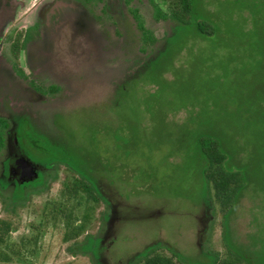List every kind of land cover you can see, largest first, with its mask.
<instances>
[{
  "label": "rangeland",
  "instance_id": "rangeland-1",
  "mask_svg": "<svg viewBox=\"0 0 264 264\" xmlns=\"http://www.w3.org/2000/svg\"><path fill=\"white\" fill-rule=\"evenodd\" d=\"M152 1L144 0L145 5L133 2L130 8L137 9L145 27L151 30L155 39L161 40L169 31L170 22L154 21L153 16L156 14L150 5ZM162 7L165 8L164 5ZM230 19L240 20L241 17L234 14ZM132 20L136 22L134 18ZM131 32L121 42L109 32L106 34L105 29L100 31V46H90V53L85 56L81 66L82 70L89 72L85 79L87 88L83 90L87 93V101L79 108L58 113L54 122L60 136H56V141L65 146L64 155L69 153L74 159H84V164L73 166L81 172L94 171L98 179H101L100 187L109 201L105 199L115 206L118 220L114 221L111 228L113 231L111 233L110 230L111 234L105 240L104 244L109 248L102 253L100 263L126 264L129 258L153 243L169 245L175 252L194 260L203 258L205 254L198 253L205 250L223 255L222 216L215 204L211 203V209L207 208L209 198L205 182L200 178L197 162L193 158L192 135L198 132L201 119L194 115L193 121L186 124V112V115L180 112L175 116L170 113L171 109L176 108L194 112L191 99L180 95V81L175 91L166 92L161 106H156L158 99L151 96L153 85L140 86V80L136 79L128 81L129 75L141 69L136 61L144 56V53L138 51L140 35L137 28ZM104 40L108 43H104ZM190 44H197V41L191 40ZM186 69L189 67L186 66ZM249 73L244 77L251 78ZM167 77L172 79L168 82L174 81V76ZM208 77L206 74L201 79L204 82ZM207 88L214 91L213 87L208 86H204L202 91ZM215 90L212 95H222L221 104L233 102L229 109L237 113H228L224 126L236 137L243 136L245 146L250 149L245 153V159L249 156L259 158L252 146L263 142L264 122L247 114L248 127L244 133L240 132L236 126L247 107L241 105L242 100L236 96H230L222 84ZM238 93L239 90L234 91L235 95ZM189 94L192 96V91ZM80 97L81 93L77 96L78 102ZM168 102L173 104L165 106ZM180 105L189 107L183 109ZM239 109L243 111L238 112ZM185 127L191 133L188 137L190 143L178 149V131L182 128L183 132ZM31 129L30 133L22 127L19 141L25 143L27 150L35 141L40 153L36 150L27 152L37 161L44 162L45 157L51 154L49 140L44 136L43 129ZM92 155L107 160L105 169L93 166L94 160L90 158ZM56 168V176L49 188L32 194L22 203V207L10 208L8 202L0 199V220L10 222L15 229L7 237L9 249L5 248L6 244L0 246V252L5 251L10 260L0 264H90L91 258L82 256L81 252L72 255L69 248L84 244L87 237L100 235L101 218L106 213L109 215L110 209L100 201L96 206L77 208V202L66 198L64 206H60L75 211L74 218H80L81 223L78 225H83L84 229H81L84 231L80 232L78 239L62 243L61 224L54 229L50 223L40 224V221L45 220L44 214L41 217L43 211L51 207L47 204H59L65 200L60 196L65 172L62 167ZM22 195L20 191L16 192V197L22 198ZM259 205V200H252L245 195L240 207L236 209L231 228L238 242L247 243V235L256 231L252 222L255 217L259 218ZM86 215L88 222L84 219Z\"/></svg>",
  "mask_w": 264,
  "mask_h": 264
},
{
  "label": "trees",
  "instance_id": "trees-1",
  "mask_svg": "<svg viewBox=\"0 0 264 264\" xmlns=\"http://www.w3.org/2000/svg\"><path fill=\"white\" fill-rule=\"evenodd\" d=\"M157 1V3L155 0L150 2L156 14L153 19L157 23L170 22L169 31L161 40L155 39L151 30L145 27L138 11L132 10L136 21L135 27L140 35L138 51L144 53V56L136 61L141 69L134 75H129L128 81L136 79L140 80V86L153 85L151 96L158 99L156 106L163 104V96L166 92L175 91L180 81L181 97L189 98L193 102L194 112L176 108L171 109L170 113L175 116L180 112H186V124L193 121L194 115L201 119L198 132L192 135L194 137L193 158L197 162L200 178L205 182L209 198L207 208L211 209V203L215 204L221 213V240L225 251L223 255H220L199 250L198 255L204 253L205 256L194 260L175 252L169 245L153 243L129 258L126 264H264V133L262 134L263 142L252 146V150L259 158L249 156L245 159V153L250 149L245 146L243 136L236 137L224 126L228 113L236 112L229 109L233 102L221 104L222 95L217 97L212 95L222 84L228 89L230 96H236L242 100L241 105L247 108L244 109V115L239 118V124L236 126L240 132L244 133L248 127L247 114L264 122V0ZM234 14H238L241 19H230ZM191 40L197 41V44H190ZM147 49H150V52H147ZM186 66L189 69H186ZM247 73L252 77H244ZM206 74L209 77L203 82L201 78ZM170 75L175 78L174 81L168 82L172 80L167 77ZM204 86L213 87L214 91L208 88L202 91ZM235 90H239L238 95L234 94ZM191 91L192 96L189 94ZM115 104L117 105L116 102ZM172 104L173 102H168L165 106ZM180 107L187 109L189 106L180 105ZM240 111L243 110L239 109L238 112ZM190 136L191 133L186 127L183 132L180 128L177 135L178 149H182L185 143H190L188 140ZM34 145V150L40 153L36 143ZM50 152L51 154L45 157L44 162L45 165L50 163L63 168L65 178L61 182L60 196L65 200L59 204H47L51 207L43 211L41 217L44 214L45 220L40 221V224L50 223L52 229L61 224L63 232L60 240L63 243L78 239L80 232L84 231L83 225H78L81 223L80 218H74L73 209L96 206L99 201L109 209L111 204L99 185L101 179H98L96 173L81 172L75 168L77 163L84 164L86 162L84 159L78 157L74 159L69 153L64 155L65 146L62 142L50 144ZM85 157L87 158V155ZM128 157L129 155L126 156ZM90 158L94 160L95 168L105 169L104 167L107 166V160L102 157L92 155ZM40 181L42 184V179H39L31 184L17 185L11 189V192L4 193L0 190V199L8 202L10 208L22 207L27 198L42 190L37 189ZM1 184L5 183L1 181ZM17 191L24 194L22 198L16 197ZM245 195L252 200H259L260 214L259 218L255 217L252 222L256 231L247 235V243H241L234 237L231 222ZM66 198L77 202L76 207L72 208L73 212L66 207L63 208ZM84 219H87V222L89 220L87 215ZM107 220L106 213L101 218V231L102 229L104 231ZM13 230L15 229L10 222L0 220V246L6 244L5 248L9 249L6 241ZM22 241L25 243L24 239ZM100 241V235L87 237L84 244L74 245L69 248V252L72 255L81 252L82 256L91 258L90 264H101L103 258L98 249ZM165 251L170 255H167ZM9 260L6 252L1 251L0 263H6Z\"/></svg>",
  "mask_w": 264,
  "mask_h": 264
},
{
  "label": "flooded vegetation",
  "instance_id": "flooded-vegetation-1",
  "mask_svg": "<svg viewBox=\"0 0 264 264\" xmlns=\"http://www.w3.org/2000/svg\"><path fill=\"white\" fill-rule=\"evenodd\" d=\"M143 1L0 0L1 191L11 192L17 185L39 179L43 183L37 184L38 190L49 188L56 166L45 165L28 154L35 145L27 150L25 143H20V129L30 133L31 128L43 129L47 141L57 143L54 122L58 113L79 108L87 101L83 90L89 72L81 66L90 46H100V31L104 29L123 42L132 29L136 30L132 10L137 9L130 5H145ZM109 209L103 234L100 230L101 254L108 250L104 243L118 220L115 206L111 204Z\"/></svg>",
  "mask_w": 264,
  "mask_h": 264
}]
</instances>
